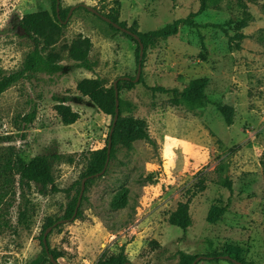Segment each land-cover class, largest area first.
<instances>
[{
	"label": "rangeland",
	"instance_id": "obj_1",
	"mask_svg": "<svg viewBox=\"0 0 264 264\" xmlns=\"http://www.w3.org/2000/svg\"><path fill=\"white\" fill-rule=\"evenodd\" d=\"M241 2L242 7L237 0H212L213 5L190 18L200 24L224 23L247 13L251 19L241 41L229 45L218 27L181 23L174 33L144 47L142 81L119 89V98L122 115L145 119L154 143L136 140L130 148L119 146L106 171L86 185L81 215L48 234L49 246L61 254L59 264H96L120 249L132 264H178L181 252L199 256L196 264H235L221 255L203 257L222 251L264 264V0ZM52 3L0 0V78L20 69L33 48L20 26L28 13L50 19L48 42L42 39L40 46L62 66L53 74L22 77L0 94V155L51 156L58 189L41 194L35 184L20 186L15 177L0 204V264H26L41 252L44 224L61 217L79 185L64 189L80 180L88 151L105 145L111 116L79 93L77 83L99 77L104 87H111L115 78H134L137 72L135 41L82 6L60 25ZM79 3L145 33L196 12L200 0H60L61 18ZM231 26L225 25L229 35L234 34ZM78 39L91 69L76 65L80 60L72 52ZM195 78L207 79L203 93L210 101L194 111L173 105L176 91ZM55 96L65 97V104L79 114L75 122H61ZM218 103L234 106L231 125L224 122ZM31 112L33 120L26 122L23 118ZM201 178L205 188L193 196L191 224L183 232L168 217ZM122 187L129 189L128 202L113 209L111 196Z\"/></svg>",
	"mask_w": 264,
	"mask_h": 264
},
{
	"label": "trees",
	"instance_id": "obj_2",
	"mask_svg": "<svg viewBox=\"0 0 264 264\" xmlns=\"http://www.w3.org/2000/svg\"><path fill=\"white\" fill-rule=\"evenodd\" d=\"M210 1L212 0H200L199 7L196 12H191L188 14L187 17L179 18L176 21H174L172 24H169L160 29L151 30L145 33L135 32L132 30L131 31L136 33L140 37L144 47H146L147 44L153 38L166 37L174 33L181 23L198 26V27L199 26L218 27L222 29V31L226 35H228L229 45L233 41H241L242 39H244L246 35L242 32V29L245 26H247L248 21L251 19V16L247 13L245 14V16L243 15L240 20L235 22L228 20L224 23L207 22L200 24L191 21L190 18L192 16L203 12L205 9L213 5L210 4ZM237 2L240 6L243 5L241 0H237ZM55 4H56V0H53L52 12L54 15V19L60 25H64V23H62L56 16ZM81 6L84 7L82 3L75 5V7H81ZM95 15L100 20L104 21L113 30H120L114 27L111 23L102 19L99 15L97 14ZM106 16L110 18V20L117 22V20L113 15H106ZM60 17H61V13H60ZM47 22H50V19L41 12L28 13L24 15L20 20V26L22 30L33 41V48L26 54L22 67L20 69L12 73H9L7 75H3L0 78V94L22 77H28L30 74L36 72L53 74L61 70L62 68L61 64L56 62L54 57H52L51 55L44 54L42 51L43 46L42 48L40 46L42 39L44 42H48L47 39L50 36L46 28ZM117 23L120 26L125 27L124 21ZM231 24H232L231 27L234 30L233 35H229V32L225 28V25H231ZM120 31L126 37L136 42V40L133 38L131 34H128L122 30ZM82 41L87 43L88 40H82ZM75 42H76V44L74 45L75 50L72 52V55L75 59L80 60V62L76 65L83 66L87 69H91L88 62L84 59V56L86 54V49L84 50L80 49L79 43L80 45H83L81 44V40L78 39ZM234 45L237 49L240 48L239 42H236ZM136 55H137V64L140 63L142 67V63H143L142 58L144 53L142 55V58L139 59V46L137 47ZM141 81H142L141 75L138 81H134L133 78H131L130 80L121 79L117 83L118 91L122 87L131 89L137 82H141ZM206 83H207L206 78H195L190 80L182 90L176 91L174 98L171 99L172 104L177 106L185 104L192 111H194L197 107L204 106L207 102L210 101L208 97L203 93V89ZM76 89L79 93L83 95H87L89 99L92 102H94L102 112L110 115L111 121L108 127L107 137L105 139V145L102 148L88 151L84 170L80 174V180H77L70 187L64 189V191L68 192L70 191V189L75 188V185H79V187L76 189V194L68 200L67 205L64 209V213L58 219H68L72 215L77 201L81 179L83 177H87L85 181V187H86V185L89 184L93 179V177L89 178L88 176L101 171L102 168L104 167L107 158V139L115 111V96H114L113 84L111 87H104L102 79L99 77L84 78L77 83ZM152 89L163 92L169 91L168 88L163 86H153ZM54 98L56 101H58V103L55 104V109L58 115L60 116L61 122L63 124L73 123L79 118V114L76 111L72 110L69 105L65 104V99H66L65 97L55 96ZM216 106L219 112L221 113V115L223 116L224 122L227 125H231L233 123V117L235 113L234 106L228 103H222V104L218 103L216 104ZM118 107H119L118 118L111 133V148H110L109 160L115 157L117 148L119 146L130 148L132 143L136 140H145L147 142L154 143V140L150 137L148 133L147 123L145 119L134 116L122 115L121 98H119ZM33 117H34V112H31L25 115L23 119L26 122H31L33 120ZM52 157L60 159L61 156L54 155ZM261 164L264 175V158H262ZM16 176H17V182L20 186L30 185L31 183H33L38 187V191L41 194H45L48 190H52V191L58 190L56 185L54 184L51 156L47 154H36L28 158L23 153L20 152L18 153L13 151V152H9L8 154H5L4 156L0 155V204L3 197L7 195L9 187L15 181ZM228 186L229 189L231 190V186L230 185ZM204 188H205L204 180L201 178L197 182H195L192 187L187 189V193L189 195L186 197L184 201L178 202L176 209L173 212H171V214L168 217V221L170 224L178 226L183 230V232L187 230V228L191 224V218L189 215V204L193 196H195L198 192L203 191ZM128 194H129V189L127 187H122L118 189L116 192H114L109 202L111 208L119 209L126 206L128 202ZM80 215H81V209L79 208L75 218L79 217ZM23 216H24L23 212L20 211L18 220L22 221L24 219ZM55 221L53 222L47 221L44 224L43 230L39 234L40 244L42 246L41 252L36 257L29 260L26 264H47V263L52 264L48 257L49 253L52 254L55 259H58L61 256L60 252H58L55 249H52L49 246V243H48L49 250L47 252L42 243V236L44 230L46 229V227L52 225ZM219 255H221L224 259H227L231 263H235L233 260H236L242 264H254L249 261L247 262L244 259L239 258L228 251H222L220 252V254L212 253L203 257H207L214 260L218 258ZM226 255H228L229 258H226L225 257ZM198 257L199 256L181 252L180 260L178 264H192L194 260L198 259ZM129 262L130 261L125 255L123 249H120L116 254L109 255L108 257L99 258L96 264H130ZM194 264H196V262Z\"/></svg>",
	"mask_w": 264,
	"mask_h": 264
},
{
	"label": "water",
	"instance_id": "obj_3",
	"mask_svg": "<svg viewBox=\"0 0 264 264\" xmlns=\"http://www.w3.org/2000/svg\"><path fill=\"white\" fill-rule=\"evenodd\" d=\"M82 5L87 9L89 10L90 12L92 13H95L97 15H99L102 19H104L105 21L111 23L114 27L128 33V34H131L133 36V38L136 40L138 46H139V59L142 58V55H143V49H144V46H143V43L140 39V37L132 32L131 30H129L127 27H122L120 26L117 22H114L112 20H110V18H108L107 16L101 14L96 8L90 6V5H87V4H84L82 3ZM75 8V5H72L70 6L69 8V11L67 12L66 16L64 19H61L60 17V0H56V4H55V10H56V16L57 18L62 22V23H66L71 14H72V11L73 9ZM140 71H141V65L140 63H138L137 65V72H136V76L133 78L134 81H138L139 80V77H140ZM130 80L131 77L130 76H120V77H117L113 80L112 84H113V89H114V96H115V111H114V116H113V121H112V125L110 127V130H109V134H108V139H107V158H106V161H105V164H104V167L102 168L101 171L93 174V175H90L88 176L89 178L91 177H97V176H100L102 175L106 168H107V165H108V162H109V154H110V148H111V133H112V130H113V127L116 123V120L118 118V114H119V91H118V87H117V83L119 80ZM87 177H83L81 179V184H80V189H79V193H78V196H77V201H76V204H75V207H74V210H73V213L72 215L70 216L69 219H57L52 225L46 227V229L44 230L43 232V236H42V243H43V246L45 248V250L48 252L49 250V247H48V234L51 232V230L58 224L60 223H63V222H66L67 220H74L75 219V216L77 214V211L78 209L80 208V204H81V201H82V197H83V194H84V190H85V181H86ZM49 257V260L52 264H59L57 259H55L53 257L52 254L49 253L48 255ZM226 258H229L228 255L225 256ZM236 264H242L240 263L239 261H236V260H233ZM196 262V260H194V262L192 264H194ZM130 264H132L131 262H129Z\"/></svg>",
	"mask_w": 264,
	"mask_h": 264
}]
</instances>
